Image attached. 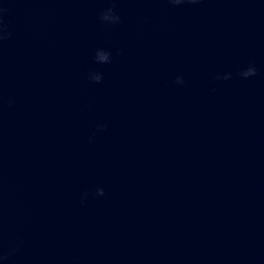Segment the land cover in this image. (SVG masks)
I'll use <instances>...</instances> for the list:
<instances>
[{
    "label": "clouds",
    "instance_id": "obj_1",
    "mask_svg": "<svg viewBox=\"0 0 264 264\" xmlns=\"http://www.w3.org/2000/svg\"><path fill=\"white\" fill-rule=\"evenodd\" d=\"M170 2L174 3V4H180L183 2V0H170ZM3 10L0 9V12H2ZM100 19L102 21H105V22H113V23H118L120 21V17L118 15H115L114 14V10L112 8H108L106 9L102 14H101V17ZM109 56V54H108ZM256 73V69L254 67H251L250 71L249 72H246V73H243L244 76H248V75H255ZM96 82H99L100 80L97 79L95 80ZM183 81L180 80L178 78L177 80V83H182ZM97 194L98 195H103L104 192H103V189H98L97 190Z\"/></svg>",
    "mask_w": 264,
    "mask_h": 264
}]
</instances>
